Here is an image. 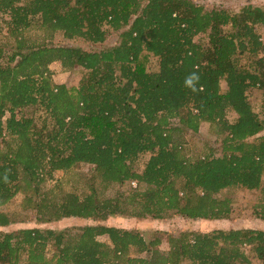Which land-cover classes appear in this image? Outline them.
I'll return each instance as SVG.
<instances>
[{
	"label": "trees",
	"instance_id": "obj_1",
	"mask_svg": "<svg viewBox=\"0 0 264 264\" xmlns=\"http://www.w3.org/2000/svg\"><path fill=\"white\" fill-rule=\"evenodd\" d=\"M33 24L88 45L104 42L110 31L118 37L98 50L28 44L23 32ZM259 26L264 9L250 3L231 12L193 0H0V33L5 28L14 42L7 47L0 40V206L21 192L25 212L0 211V226L23 222L31 211L40 222L92 221L0 231V264H254L252 258L264 264V229L181 230L167 235L168 250L161 251L159 237L146 240L106 222L170 214L225 219L232 210L228 198L216 196L220 190H263L264 116L248 93H264ZM199 34L207 41H195ZM150 57L156 70L147 66ZM53 61L85 71L76 87L52 81ZM193 75L198 79L189 86ZM38 103L53 119L51 128L48 119L38 129L22 114ZM202 122L214 128L221 151L190 159L184 137ZM143 154L148 158L138 170L133 164ZM80 162L93 165L86 193L58 184L43 189L55 170ZM131 180L136 186L128 191L103 195L109 185ZM253 210L264 220V202Z\"/></svg>",
	"mask_w": 264,
	"mask_h": 264
},
{
	"label": "rangeland",
	"instance_id": "obj_2",
	"mask_svg": "<svg viewBox=\"0 0 264 264\" xmlns=\"http://www.w3.org/2000/svg\"><path fill=\"white\" fill-rule=\"evenodd\" d=\"M195 3L202 5L205 9L212 8H225L231 12L238 11L243 5L250 3L256 6H260L264 9V0H193ZM257 32L260 34L261 39L264 41V29L259 26ZM23 35L27 39V43H60L66 45L80 46L82 48L101 49L111 46L116 43L118 32L110 31L106 40L102 43L94 45H88L82 39H67L64 38L60 32H53L51 35L45 28H40L37 24H33L31 27L23 32ZM5 28L0 33V40L7 44V47L12 45V37L6 38ZM195 41L205 42L207 37L205 34H199L194 37ZM241 62H249L247 56L242 55L240 57ZM147 66L150 70H156L158 67L157 60L150 57ZM51 71V79L54 83H64L69 88L76 87L82 74L85 72L81 67H74L72 69H65L60 62L53 61L49 64ZM221 86L224 88V82L221 81ZM249 100L256 113L262 118L264 116V93L263 90L258 88H252L249 90ZM24 116H30L34 119L36 128L41 127L43 120H47L49 127H52L53 119L45 113V109L42 105L35 104L29 107H24L22 110ZM228 120L232 121L235 118V114L232 111L226 113ZM52 121V122H50ZM176 122V121H173ZM214 128L210 123L202 122L200 124L197 133H186L185 143L183 146V152L186 157L194 159L198 156L207 154H220L221 146L218 137L212 132ZM258 135H264L262 130ZM1 146V139H0ZM148 158V154L140 155L134 162V167L141 170L145 161ZM93 174V165L89 163H77L68 170H55L52 174V178L47 179L42 184L43 189L51 188L57 185L63 191H73L82 195L86 193L91 185ZM264 185V182H263ZM132 185L128 182L123 184L113 183L109 185L104 191V196H114L118 191H128ZM58 196V195H55ZM217 197L228 198L230 208L232 210V216L220 220H191L183 219L179 215L170 214L165 219H153L151 217L137 218L129 216H111L106 220L107 224L114 225L120 228L134 229L139 231L146 240H151L155 237L160 238L158 248L161 251L168 250L167 235L170 233L177 234L181 230H197V231H209L215 228L229 229V228H259L264 229V220L256 217L253 210L254 204L264 202V188L263 190L247 191L240 187H228L220 190ZM24 194L18 192L11 200L0 206V211L7 213H19L25 215L22 207V199ZM34 211H31L23 222H15L6 226H0L1 232H11L23 227H40V228H52V229H64V228H77L82 225L92 223L91 220L78 217H62L59 220L51 222H40L35 219ZM98 239L102 242H109L106 235L98 236ZM248 252L249 247H245ZM251 256V254H250ZM252 257V256H251ZM254 264H260L256 258H252ZM183 264H190L188 261Z\"/></svg>",
	"mask_w": 264,
	"mask_h": 264
},
{
	"label": "clouds",
	"instance_id": "obj_3",
	"mask_svg": "<svg viewBox=\"0 0 264 264\" xmlns=\"http://www.w3.org/2000/svg\"><path fill=\"white\" fill-rule=\"evenodd\" d=\"M194 79H198V77H196L195 75H193L192 77H190V78L186 81V84L189 85V86H191V84H192V80H194Z\"/></svg>",
	"mask_w": 264,
	"mask_h": 264
},
{
	"label": "built area",
	"instance_id": "obj_4",
	"mask_svg": "<svg viewBox=\"0 0 264 264\" xmlns=\"http://www.w3.org/2000/svg\"><path fill=\"white\" fill-rule=\"evenodd\" d=\"M262 41H263V39H261ZM264 42V41H263ZM130 184L132 185V186H136V182L134 181V180H131L130 181Z\"/></svg>",
	"mask_w": 264,
	"mask_h": 264
}]
</instances>
